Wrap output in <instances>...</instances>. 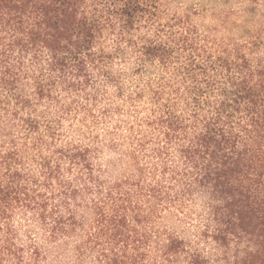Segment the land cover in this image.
Listing matches in <instances>:
<instances>
[{"label":"trees","instance_id":"trees-1","mask_svg":"<svg viewBox=\"0 0 264 264\" xmlns=\"http://www.w3.org/2000/svg\"><path fill=\"white\" fill-rule=\"evenodd\" d=\"M0 264H264V0H0Z\"/></svg>","mask_w":264,"mask_h":264}]
</instances>
